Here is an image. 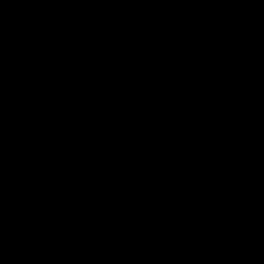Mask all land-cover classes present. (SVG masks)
I'll use <instances>...</instances> for the list:
<instances>
[{
	"label": "water",
	"instance_id": "obj_1",
	"mask_svg": "<svg viewBox=\"0 0 264 264\" xmlns=\"http://www.w3.org/2000/svg\"><path fill=\"white\" fill-rule=\"evenodd\" d=\"M0 264H264V0H0Z\"/></svg>",
	"mask_w": 264,
	"mask_h": 264
}]
</instances>
